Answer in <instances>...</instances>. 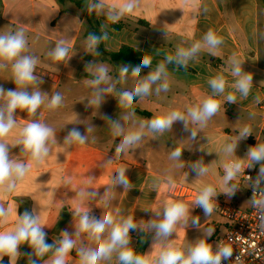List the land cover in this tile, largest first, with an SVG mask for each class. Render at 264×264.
Listing matches in <instances>:
<instances>
[{
  "label": "crops",
  "instance_id": "obj_1",
  "mask_svg": "<svg viewBox=\"0 0 264 264\" xmlns=\"http://www.w3.org/2000/svg\"><path fill=\"white\" fill-rule=\"evenodd\" d=\"M79 1L84 4L83 7L71 0H0V34L17 29L25 31L26 51L37 57L35 75L43 79L40 89L47 93L45 104L40 107L37 115L30 116L24 111H17L16 126L4 138V142L9 144L10 157L29 162L25 155L20 154V146L12 145H15L23 127L32 120L52 127L57 141L51 146V154L45 162L39 166H31L27 176L13 192L0 189V206L9 212L7 220L0 224V232L12 231L19 219L18 215L25 210H35L39 222L47 232V242L51 244L62 238L61 232L64 230L74 234V224L78 218L73 217V211L80 208L81 211L90 210V215L97 219L111 214L114 222L121 216H132L134 222L144 229L138 228L129 233L130 246L138 252L142 238L149 233L146 223L155 218L153 211L171 201L166 194L169 176L199 189L211 184L217 194H227L229 186L224 183V164L228 160L237 159L242 163L249 162L246 155L237 159L225 156L223 149L235 139L233 131L236 128L224 125L220 118L222 115L231 119L240 118L245 124H252L251 119L256 118L261 122L260 133L264 129V0H138L135 10L118 21L124 23L120 30L112 27L106 14L110 8L118 10L125 0H102L104 9L92 12L87 11V5L92 0ZM90 19L97 20L101 28L104 26L109 38L103 41V47L110 52L129 46L164 60L166 55H174L177 48H187L196 40H201L210 29L222 37L224 42L217 49L203 48L194 60L189 61L187 68L167 65L170 85L169 90L164 92L167 101L152 102L147 97H137L131 107L135 106L145 112L146 115L142 116L135 114L131 107H119L116 93L131 90L138 79L156 68L157 63H152L151 68L142 69L140 77L129 74L127 82H124L120 78V68L115 72L117 67H121L120 64L101 53L81 55L79 43L83 33L86 36L89 34ZM58 41H64L70 49L68 56L71 58L68 62L67 59L54 62L47 55ZM85 45L86 41L83 43L84 47ZM233 58L244 62L243 70L253 75L249 95L241 98L239 93H235L238 101L236 104L226 103L224 97H217L221 100V107L202 130L198 125L190 123L186 129L183 123L174 122L170 130L172 147L173 150L177 147L183 149L181 162L184 163L177 175L169 173L167 163L170 160L156 147V134L147 129L138 145L119 155L115 152L121 138L113 135L111 126L104 117L120 120L127 132L137 130L139 126L131 123L129 111L143 123L155 115H163L172 110L186 114L188 107L201 103L211 94L208 80L215 75L224 74L228 81L226 93L232 91ZM90 63L94 66L111 67L108 68V74L112 79L110 83L113 93L106 94L99 108L86 107L91 92L76 94L73 100L78 105L81 116L76 119H63L60 106L54 119L52 110L46 107L48 100L59 92L64 82L89 87L87 81L90 79L86 77V73L91 74V71H86L85 66ZM11 78L10 65L7 69L0 70V87L14 90L16 85ZM154 89L155 86L153 93ZM154 96L160 99L161 93H155ZM140 100L147 104L139 106ZM4 101L5 98L0 97V104ZM125 115L128 119H121ZM72 127L79 128L88 136V140L84 145L77 143L70 150H66L63 140ZM87 127H91L92 131L87 132ZM191 127H196L198 133L190 150H186L187 148L178 143L183 144V139L188 142ZM259 134L248 137L249 147L259 142ZM109 159L111 163L108 162ZM200 159H203L209 171L198 177L189 165ZM254 167L255 173L258 164ZM121 168H126L129 181L125 188L111 185L112 175L115 176ZM107 187L110 191L105 194L104 199L110 201L111 206L105 208L104 201L99 199ZM81 188H89L88 191H96L99 195L94 200L81 198L77 196ZM202 225L209 226L210 220L199 226ZM110 231L111 228L106 230L105 237ZM74 239L76 248L67 258V264H79L76 249L96 247L88 240L87 234H81ZM19 250L22 253L31 252L27 243L21 245ZM51 255L48 253L39 264H46ZM3 259L9 258L5 256ZM23 260L27 264V256H21L17 264ZM99 264H119L117 253H113L111 260H101Z\"/></svg>",
  "mask_w": 264,
  "mask_h": 264
},
{
  "label": "clouds",
  "instance_id": "obj_2",
  "mask_svg": "<svg viewBox=\"0 0 264 264\" xmlns=\"http://www.w3.org/2000/svg\"><path fill=\"white\" fill-rule=\"evenodd\" d=\"M138 6V0H125L123 5L117 10L110 8L107 11V20L116 23L125 14H131ZM104 4L102 0H92L87 5V11L103 10ZM101 35L89 33L86 39V51L91 55H99V45L102 41L108 40V33L101 28ZM223 38L218 36L211 29L208 30L201 40H196L189 47L177 48L174 55H166L164 60L160 61L154 70H150L143 78L135 82L131 90H122L116 93L118 97L119 107L128 109L137 97L143 98L152 94L155 86V93L159 95L161 92L169 90V73L167 65L175 64L178 68H187L189 61L194 60L198 53L205 47L208 49H217L223 44ZM26 34L23 29H17L14 32L0 34V70L7 69L11 66V81L16 88L5 90L0 87V97H4V103L0 104V189L11 193L17 185L24 180L31 166H39L44 163L46 158L51 154V146L56 144L55 130L46 123L32 120L28 122L19 134L15 145L20 146V154L25 155L29 162L14 160L10 157L9 144L4 142V138L13 131L16 126V113L18 110L26 112L30 116H35L42 105L45 104L46 92L40 89V85L44 83L43 79L37 78L35 69L38 62L36 56L28 53ZM70 49L64 41H58L55 47L50 50L47 55L54 61H64L71 58L68 56ZM244 62L233 58L231 61V75L234 82L231 85L232 91H227L228 81L224 74H217L208 80L211 94L201 103L186 109V114L172 110L166 114L156 116L149 120L147 124L141 122L137 130H129L125 132L124 124L120 120H113L110 117H104L111 126L113 135L120 137L121 142L115 149L119 155L128 149L136 146L144 138L145 129L153 133H164L170 131L174 122H183L186 129L189 124L198 125L202 130L207 123L218 113L221 107V100L217 97H224V101L230 104H236L237 95L241 98H247L253 85V75L243 70ZM151 56L144 55L141 63L137 66L122 65L120 67V78L127 82L129 73L132 77H140L142 68H151ZM91 72L92 79L87 81V85L91 88V97L87 99L86 107L99 108L104 102L106 94L113 93V87L110 83L108 69L103 66H94L87 64L85 70ZM34 89V90H33ZM63 103V97L60 92H56L48 100L46 107L49 110L58 109ZM121 119L127 120L128 116H122ZM92 128L87 127V132H91ZM251 128L244 126L240 129L237 138L227 143L224 147L226 155H233L238 147V142L247 139L251 135ZM198 130L191 127V139L195 140ZM88 140V136L83 134L79 128L72 127L68 130L64 137L63 145L66 150H70L74 144L84 145ZM183 149L177 147L173 150L169 159L171 161H181ZM246 157L249 164L247 168H253L260 165L259 171L254 181L253 189V205L260 209L264 215V188L260 187L264 184V143H257L255 146L249 147ZM111 163V159L108 161ZM174 168H183L184 163H174ZM189 167L198 176L205 175L209 168L204 165L203 159L192 162ZM242 161L230 160L224 166V183L229 186L228 195L234 196L237 191V185L232 183L236 176L244 171ZM111 177V185L128 186L129 181L126 176V168H121ZM89 183L91 180L88 181ZM167 182L171 184L172 178L168 177ZM231 182V183H230ZM89 188H81L77 192V196L87 197L94 200L99 193L96 191H88ZM258 190V192H257ZM110 191L107 187L103 196L99 200L104 201V207L111 206L110 201L105 200V194ZM217 192L211 184L203 186L194 201V204L200 207L205 216L212 214L215 204L213 202ZM259 195L261 198L257 199ZM119 212V210H117ZM154 219H150L146 223L148 232L153 233L155 243L162 244L161 250L155 257L141 256L136 254L133 247L130 246V231H136L140 228L132 216L123 217L119 220H113L111 214H105L103 218L97 219L90 215V210L81 211L76 208L73 211V217L78 218L75 226L74 234H70L67 230L62 231V238L49 244L47 242V232L39 222V217L35 210H25L18 215L19 219L15 227L10 232H0V264L3 258L7 256L8 264H17V260L21 256H27V264H39L48 253L51 257L46 264H67V258L76 248V239L81 234H87L88 240L92 241L96 247L78 248L76 254L79 257V264H99L101 260H111L113 253H117L119 264H223L232 257V250L229 247H217L215 250L204 239L194 244H190L186 248H180L170 243V237L176 233L178 225L187 226L191 223L194 227H199V219L193 218L189 221V206L180 201H169L162 205L156 211H153ZM9 212L3 206H0V224L7 220ZM111 231L105 237L106 230ZM213 229L208 230L211 236ZM27 243L31 252L22 253L19 249L21 245Z\"/></svg>",
  "mask_w": 264,
  "mask_h": 264
},
{
  "label": "rangeland",
  "instance_id": "obj_3",
  "mask_svg": "<svg viewBox=\"0 0 264 264\" xmlns=\"http://www.w3.org/2000/svg\"><path fill=\"white\" fill-rule=\"evenodd\" d=\"M87 36L83 33L82 37H81V41H80V48L81 50V55L82 53H87L86 51V45L85 47L83 46L84 41H86ZM105 66L107 69L111 68L110 66L107 65H103ZM120 67H117V69H115V72H117L119 70ZM95 69L89 70V71H94ZM120 72V71H119ZM59 92L62 94L63 97V103L61 105V117L66 120L69 119H76V117L81 116L79 113V107L78 105L74 102L73 97L76 94L79 93H89L91 92V88L89 87H85L83 85H73V84H68L67 82H64L60 89ZM155 93L152 92L151 95L147 96V99H150L152 102H161L164 103L167 101L166 98V94L164 92H161V97L160 99H157L156 96H154ZM77 101V99H76ZM147 102L146 101H142L140 100L139 102V106H143L146 105ZM56 110H52V115L54 117V119H56ZM78 111V112H77ZM130 121L132 124L135 125V123L137 125H139L141 123V119L136 118V116L131 113L130 111L128 112ZM160 116V115H157ZM156 117L153 116L152 118ZM147 119V121L145 122V124H147L149 122L150 119ZM221 123H223L224 125L228 126V127H234L236 128L235 131H233L234 134V138L236 139L240 129H242L244 126H249L251 128V134L253 135V137H256L259 133H260V126H261V122L259 119H251L252 124H245L243 123L242 119L240 118H236V119H231L228 116H221ZM181 122V121H177ZM183 123V122H181ZM156 134V147L159 149L160 152H163V154L166 156L167 160L169 159V155L170 153L173 151V142H172V137H171V131H165L163 135H159L157 133ZM260 135V140L258 143H264V129L262 130V132L259 134ZM234 139V140H235ZM233 140V141H234ZM183 144L182 143H178L181 146H183L184 148H187L186 150H190L191 144L193 142V140L191 139V135L188 138V142L185 141V139H183ZM248 138L247 139H243L241 140V142H238V147L235 151V153L231 156L226 155L227 157H233L234 159L237 158H241L243 156H245L247 154V151L249 149V144H248ZM183 158V157H182ZM171 162V160H170ZM167 163L168 165V171L170 174L173 175H177L178 170L180 168H174L172 167L174 163H181V161H176L174 163ZM259 167L260 165H258V169L257 172H255L256 174L259 171ZM253 170H255V167L252 168ZM167 171V172H168ZM236 179V178H235ZM234 179V180H235ZM243 187H247L246 183H243ZM171 200V199H170ZM236 202L242 206V207H246L249 206L250 204V200L246 197H244L242 194H236L235 197ZM173 201V200H171ZM189 206V205H188ZM189 221H191V219L193 218H198L199 219V225H201L204 221L206 220H210V225L206 226V225H202L199 227H194L191 225V223H189L187 226H182V225H178L176 227V233H173V235L170 237V243H172L174 246L180 247V248H186L188 247L190 244H194L196 242H198L201 239L206 240L214 249V247L218 244L219 238L222 237L224 235V231H225V225L228 223L227 219H225V217L219 215V214H211L209 216H205L203 211H195L194 209H192L189 206ZM209 229H213V232L211 234V236L208 235V230ZM162 248V244L160 243H155V241L153 240V233L149 232L144 238H142V241L140 243V248L138 250L139 255L141 256H148L149 258L155 256L158 254V252L161 250Z\"/></svg>",
  "mask_w": 264,
  "mask_h": 264
},
{
  "label": "built area",
  "instance_id": "obj_4",
  "mask_svg": "<svg viewBox=\"0 0 264 264\" xmlns=\"http://www.w3.org/2000/svg\"><path fill=\"white\" fill-rule=\"evenodd\" d=\"M228 160L226 163H228ZM225 163V164H226ZM224 164V166H225ZM245 167L234 180L237 185L235 193H241L250 200L249 206L242 207L236 200L235 195L218 193L214 198L215 204L212 214H219L228 223L225 225L224 235L219 238L218 244L214 247H229L232 250V257L223 264H264V215L259 208L253 205L254 181L257 176L252 168H247L248 163H242ZM224 171V167H223ZM167 182V196L173 201H180L189 205L195 211H203L194 204L200 189L172 179ZM243 183L247 187H243ZM260 187L264 188V184ZM258 192V190H257ZM257 199L261 198L259 195Z\"/></svg>",
  "mask_w": 264,
  "mask_h": 264
},
{
  "label": "trees",
  "instance_id": "obj_5",
  "mask_svg": "<svg viewBox=\"0 0 264 264\" xmlns=\"http://www.w3.org/2000/svg\"><path fill=\"white\" fill-rule=\"evenodd\" d=\"M74 1L78 6L83 7L84 4L79 1V0H71ZM112 27L114 29L120 30L122 27H124V23L122 22H118V23H111ZM89 33H95L96 35H101V27L98 23L97 20H89ZM99 53L105 55L107 58H109L111 61L122 65H130V66H137L141 63L142 57L144 55H148L151 56L152 58V63H159L160 61H162L163 59L156 57L154 55H150V54H146L143 52H140L132 47L129 46H123L121 47V49L117 52H110L107 51L104 47H103V41L100 43L99 48H98ZM170 66H175V64H169ZM145 69V68H142ZM130 74V73H129ZM86 77L89 79H92V75L89 73H86ZM131 109L134 111L135 114L137 115H142L145 116V112L139 110L137 107L132 106ZM250 142V140H249ZM231 183V182H230ZM136 254L139 255V253L136 251ZM2 264H8V260L7 259H3ZM20 264H25V260L22 261V263Z\"/></svg>",
  "mask_w": 264,
  "mask_h": 264
}]
</instances>
